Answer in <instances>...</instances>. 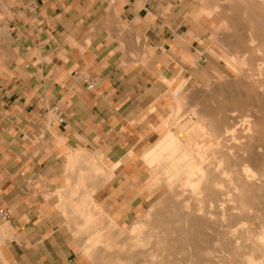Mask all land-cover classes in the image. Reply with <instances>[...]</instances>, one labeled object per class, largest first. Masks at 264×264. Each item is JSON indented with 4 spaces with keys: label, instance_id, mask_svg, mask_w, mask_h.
I'll use <instances>...</instances> for the list:
<instances>
[{
    "label": "crops",
    "instance_id": "1",
    "mask_svg": "<svg viewBox=\"0 0 264 264\" xmlns=\"http://www.w3.org/2000/svg\"><path fill=\"white\" fill-rule=\"evenodd\" d=\"M119 5L108 17L98 0H0V264H100L66 219L91 168L111 222L153 199L142 154L173 91L163 78L194 58L204 27L176 0Z\"/></svg>",
    "mask_w": 264,
    "mask_h": 264
},
{
    "label": "rangeland",
    "instance_id": "2",
    "mask_svg": "<svg viewBox=\"0 0 264 264\" xmlns=\"http://www.w3.org/2000/svg\"><path fill=\"white\" fill-rule=\"evenodd\" d=\"M98 1L104 4V6H106L107 11L108 9L111 8L108 13V17H112L114 11L116 9L118 10L120 6L119 0H98ZM176 1L180 2L181 5H183L182 9L184 11V14H187L189 10H193V9L196 12L197 11L199 12L198 15L200 16V22L204 27V30H202V32L205 34L204 36L205 41L204 44H202V47L198 48V53L194 56L193 59H191L189 62L182 60L181 63L182 66L178 67L179 70L176 73H174L169 79L163 78L165 84L168 85V92L170 90L173 91L171 93V96L167 92L168 104L164 106L162 110L161 116L163 117H162V121L160 122L161 129H156L157 131H156V135L153 137V142L142 154V160L146 163L149 171L148 172L149 176L145 188L150 192L151 195H153L152 201L148 205V208L140 211L137 218L133 219L131 223L123 224L119 222L117 223L111 222L109 218L110 215L106 213L103 207L101 206L102 207L101 208L99 204H97V201L94 199L93 195L97 189L91 190V188H93L94 186H96V184H98L97 179L94 178V176H96L100 171L97 168L94 169L91 168L89 172L83 174L81 178L82 185L80 184L79 186L75 187V190H73L72 192L73 195L71 197L73 198L77 196L76 190H78V188H81L82 190L81 196L79 197V199H74L73 201L69 202L68 211L66 213V219L70 224L73 225L72 237L81 242V245L83 246L81 247V250L85 251L93 260L100 262V264H158L161 261H163L162 264H166L168 261L169 262L167 264H172V263L185 264V262L186 264H203V262L206 264L208 261L210 262H208L207 264L209 263L218 264L217 260L219 259L216 258L217 260H214L216 256L218 258H221L220 260L224 261V262L221 261L219 264H228L227 260L233 257L235 258L238 257L236 259H240L241 254H245L246 252V250L243 247L240 249L238 248L237 245L246 244L251 248L252 245H254L256 242L255 241L256 238H254L256 236H253V234L264 233V226H263L264 225L263 223L264 222V188L260 184L261 178H263L264 176V86H260L262 87L260 88L259 86H256L254 84H248L243 80L242 68L244 67V64H242V61L244 63V59L242 57H244V55L242 53L240 55V52L237 53V55L236 52L234 53L235 51L234 46L237 43L236 39L238 37L237 33L239 32L233 29L231 25L230 22L231 10L227 7V2L225 0H176ZM251 1L252 2H250L249 0H241L242 4H247L249 6L255 7L256 11L258 13L260 12L261 17L259 18L264 23V3H263L264 0L262 1L251 0ZM261 27L264 28L263 25ZM0 32L2 34L4 33L3 30H0ZM233 42L234 43L236 42L235 45ZM194 47L197 48L196 45ZM191 49H193V47ZM200 54L206 55L208 61L205 63L201 62L199 60ZM231 63H233L237 68ZM237 64L239 65L237 66ZM234 69L235 70L240 69L239 74H237L238 72H235ZM179 80L182 81H180L175 86V82L177 83ZM181 86L183 88L180 91V98H183V96L186 97L188 100L187 101L188 104L187 105L185 104L186 106H184V108H182L179 111V114L177 115L179 116V118L169 127L166 124V121L169 115L173 112V110H175V107L177 105L176 103L178 99H180L179 97H176L175 94L178 91L179 87ZM202 90L206 91L205 93H207L205 97L198 96V94H200ZM190 104H192V106ZM197 106H199L200 108ZM191 108L197 109L196 110L197 114L196 112H193ZM255 112L256 113L258 112L257 113L258 117L257 116L255 117L253 115V113ZM197 116H208L211 120L220 121L223 126L224 125L234 126V131L232 134L233 136L231 135L229 137L228 140L229 142H227V147H225V150H228L227 152H230L231 150V153L228 155L229 160L226 161V165H227L226 167L229 170L231 169V171L233 172L232 178L234 179L232 184L234 185H232L231 187L233 188L236 186L238 188V189L233 188L232 190L231 194L233 195L234 200L230 201L232 202L231 204H233V206L231 204L230 206L233 208L240 207L239 208L240 211L238 212L237 210H235L236 209L235 208V209H231L229 212H231L230 214H232L231 223L234 225V223L237 224L240 223V221H245L246 223L244 222L243 225H245L246 228L250 226L249 227L250 229L248 228L249 234L252 233V235L251 238L248 239L247 238L248 234H246V231L245 232L241 231L239 235L242 234L244 235L245 233L247 237L242 235L241 238L238 239L239 242L241 241L240 244H238L237 242H235L236 240L233 239L235 237V234H231V232L225 231L222 224L220 225L219 223L210 222L208 229L206 228L202 229L204 234L207 235L208 233L209 235L221 234V236H223L224 233H227L228 240L232 239V241H234L233 244H231L230 242L232 241H230L229 245L228 243L226 245V248L230 247L229 249L227 248L230 254L225 252L224 255V252H217L218 254L219 253L222 254V256L221 255L218 256V254L215 255L216 253L215 254H212L210 252L207 253V251L209 250L203 248L201 242L198 241H197L198 248L196 249L193 248L192 246L191 247L188 245L184 246L183 249L187 253L186 254L184 250H182L181 252H177L178 250L177 248L174 247L167 248L165 247L164 244H154V243L151 244L149 242L148 244L147 242L138 241L136 239L137 238L136 234H134L135 235L134 237V235L129 231L130 227H132V225H134L135 222L145 224L143 228L144 230L142 229L143 231L145 230L147 231L149 226H150L149 229L151 228V225H153L152 221L156 222L155 221L156 218L150 217L153 220L148 219L146 218V214L149 212V210L155 207V204L159 201V199L161 198V196L165 191L163 188L157 187L158 189H156L153 193H151L150 185L151 184L153 185V183L155 182L156 178L153 177L156 176V174L153 173L154 168L150 167L148 157L154 151H158L162 147H164L165 144L164 141L166 140V138L169 137L167 134H169L170 132L172 133L177 132L182 129L183 130H186L187 128L189 129L190 127H188V125L190 123H195L194 121H196ZM246 119L247 120L250 119L251 123L248 124V122L245 121ZM188 121L190 122L189 124ZM183 126L185 128H183ZM199 135L200 134H198L197 131V138L199 137L197 139V149H202V150L205 149L206 152H209L208 150L209 149L211 150L213 146L216 145L214 143L215 139L211 137V140L208 141L211 144H207V141H204V137L200 135L202 137L201 138ZM200 138L201 140L203 139L202 142ZM202 145H204L205 148L204 147L201 148ZM258 147L261 150H259ZM222 165L225 166L223 163ZM242 168L245 169L246 171L249 170L248 172L252 173L254 179L256 177L255 179L256 181L254 180L249 182L244 190L241 187H239L241 183L245 181L244 180L245 177H243L242 175ZM238 174L242 175V176L240 175L241 178L239 177ZM152 175L154 176L152 177ZM216 178L217 177L211 178V181L213 182ZM91 181L93 182L91 183ZM199 183L197 186L201 188L203 184L202 183L199 184ZM89 184L90 186L87 187V185ZM218 185L217 187L220 188L221 185L227 186L231 184H229V182L225 181L224 179H220ZM209 186L213 187V183L212 186L211 184ZM200 188H197V194ZM237 190L239 191L236 192ZM210 192L211 191L208 190L206 191V193L211 194ZM240 194H242V196H240ZM261 197L262 199H260ZM242 200H245L248 203L247 205L244 204L245 207L242 205L243 204ZM208 201L209 199H205L206 207H210ZM245 208L247 209L245 210ZM248 209L249 211L246 212ZM233 210L235 211L236 215L234 214ZM250 211L251 213L254 212V214L249 215ZM257 211L260 214V215L258 214L259 216L255 214L258 213ZM218 212H219L218 215H220L221 211ZM240 212L241 213L244 212L243 213L244 215L243 214L240 215L241 214ZM256 219L257 221H255ZM261 221L263 224H261ZM147 222L148 225L146 224ZM207 230H209L210 232ZM248 241L249 243H247ZM211 244L210 246L212 247ZM237 248L239 250H237ZM260 248L261 246L258 247V249ZM153 249L158 250L157 252L160 253L159 256L157 257L155 256V261H154L155 263H151L150 260L152 258L147 255L148 252ZM164 250L166 251L167 254L165 253ZM195 250L197 251L196 253ZM200 251L203 252L200 253ZM203 253L205 255H203ZM174 254L176 256L178 255L179 257L177 256V258H175L176 256ZM259 254L260 253L257 252L256 256L257 255L260 256ZM168 255L171 257V259ZM181 256H182V260L180 259ZM193 256L196 258V260ZM203 256L207 257L205 258L206 260L204 259ZM209 256L212 259L211 258L209 259ZM174 259L176 262L174 261ZM259 261L262 260L259 259ZM256 263H258V260Z\"/></svg>",
    "mask_w": 264,
    "mask_h": 264
},
{
    "label": "bare ground",
    "instance_id": "3",
    "mask_svg": "<svg viewBox=\"0 0 264 264\" xmlns=\"http://www.w3.org/2000/svg\"><path fill=\"white\" fill-rule=\"evenodd\" d=\"M225 1L227 2V7L231 10V12H230L231 13V16H230L231 17V20H230L231 25H232L233 29H235L239 32V33H237L238 37L236 39L237 43L235 42L236 45L233 42L235 45L234 46L235 51L234 50L233 51H234V53L236 52V55L239 52H240V55H241V53L244 55V57H242L244 59V63L242 61V64H244V67L242 68L243 80H244V82H246L248 84H254V85L259 86V87L264 86V28L261 27L262 25L264 26V23L259 18V17H261V14H260V12L258 13L256 11L255 7L249 6L247 4H242L241 0H225ZM249 1L252 2L251 0H249ZM260 1H262V0H260ZM239 2H241V3H239ZM231 64H233V63H231ZM242 64H240V65H242ZM238 65L239 64H237V66ZM237 70L238 69H236L235 72H238L237 74H239L240 69L238 71ZM182 88H183L182 86L179 87L178 91L175 94L176 97L180 98V91L182 90ZM260 88H262V87H260ZM203 90H205V89H203ZM203 90H202V92H200V94H198V96H204L205 97V95L207 93H205L206 91H203ZM186 94H187V92H186ZM194 94H196V93H194ZM187 101H188L187 98L184 96H183V98L178 99V101L176 103L177 105L175 107V110H173V112L169 115V117L166 121V124L169 127L179 118V116H177V115L179 114V111L182 108H184V106H186L188 104ZM190 105L192 106V104H190ZM197 107H199V106H197ZM191 109H189V110H191ZM196 110L197 109H192L193 112H196ZM257 113L255 112V113H253V115L255 117L256 116L258 117ZM196 114H197V112H196ZM250 119H252V118H250ZM250 119H248V120L246 119L245 121L248 122V124H250L251 123ZM194 122L195 123H190L188 121V124L190 123L188 125V127H190L189 129L188 128L186 130L182 129V130H179V131L173 132V133L168 132L169 134H167V135L169 137L166 138V140L164 141L165 142L164 147H162L158 151H154L148 157L150 167L154 168L153 173L156 174V176L152 175V177L154 176L153 178H156V180L154 183L152 182L153 185L152 184L150 185V191H151V193H153L156 189H158L157 187L163 188L165 191L163 190L164 193L161 196V198L159 199V201L155 204V207L152 208L151 210H149V212L146 214V218H148V219H151L152 217L156 218V220H155L156 222L152 221L153 225H151V228L149 229V227H150L149 226L147 231L146 230L143 231L145 224L135 222L134 225H132V227H130L129 231L133 235L136 234V237H137L136 239L138 241L147 242V243L149 242L151 244L152 243L164 244L165 247H167V248L168 247L169 248L170 247L177 248L178 249L177 252H181L182 250H184L183 248L186 245H188L190 247L192 246L195 249L198 248L197 247V241H198V242H201L203 248H206L209 250V251H207V253H209V252L212 254L216 253L215 255H217L218 254L217 252H224V255H225V252L229 253L227 248L228 249L230 248V247L226 248V245H227V243L229 245V242L232 241V239L228 240V237H227L228 234L227 233H224L223 236H221V234H212V233H211L212 235H209V233H208V235L204 234L202 229L203 228L208 229L210 222L219 223L220 225L222 224L225 231L231 232V234H235V237L233 239L236 240L235 242H237L238 244H240V242H241V241L239 242L238 239H240L241 236L243 235V234L239 235L241 233V231L242 232L246 231V234H248V237L246 236L245 233L243 236H246L248 239L251 238V235H252V233L249 234V229H250L249 227L250 226L248 227L249 228L248 229L245 227V225H243L245 221H240V223H237V224L234 223V225H233L231 223V218H232L231 215L232 214H230L231 212H229L231 209L236 208V207L233 208L230 206V204L232 203L230 201L234 200V197L231 194L233 188H236V189H238V188L236 186L233 188L231 187L232 185H234V184H232L233 179H234V178H232L233 172L231 171V169L229 170L226 167L227 166L226 161L229 160L228 155L231 153V150L229 149L230 152H227L228 150H225V147H227V142H229L228 141L229 137L233 134L234 126L233 125H224L223 126L220 121L211 120L208 116H197V119ZM197 124H198V126H197ZM183 128H185V127L183 126ZM248 129H250V128H248ZM197 131H198V134H200L202 137H204V141H207V144H211L210 142H208L209 140H211V137L215 139V142L214 141H212V142H214L216 145L213 146V148L211 150L209 149L208 150L209 152H206L205 149L204 150L197 149V139L199 138V137L197 138ZM250 133H252V132H250ZM201 138H200V140H201ZM202 140H201V142H202ZM203 147H204V145H202L201 148H203ZM258 149H259V147H258ZM259 150H261V149H259ZM222 163L225 166H223ZM248 171H246L245 169L242 168V175H243V177H245V179L243 178L245 181L242 182L239 187H241L243 190L246 188V185L249 182L254 181L256 179V177L254 179L252 173H249ZM240 175H239V177H240ZM234 176H236V175H234ZM213 177H217V178L215 179L216 181L214 180L212 182L211 178H213ZM220 179H224L225 181L229 182V184H231V185H227V186L221 185L222 187L221 186H220V188L217 187ZM221 181H223V180H221ZM257 181H260V180H257ZM199 182L203 184V186L201 188L197 186ZM212 183H213V187H210L209 185L211 184V186H212ZM260 184L264 188V176H263V178H261ZM95 187L96 186L91 188V190H95L96 189ZM197 188H200L198 194H197ZM207 190L211 191L210 192L211 194L206 193ZM238 191L239 190H237L236 192H238ZM240 191H241V189H240ZM240 196H242V194H240ZM90 198H91V196H90ZM205 199H209L208 202L210 204L209 205L210 207L205 206ZM260 199H262V197ZM242 203H243L242 204L243 206H244V204H246V205L248 204L245 200H242ZM95 205H96V203H95ZM231 205L233 206V204H231ZM236 206H237V204H236ZM239 208H236L235 210H237L239 212L240 211ZM246 209L247 208H245V210ZM218 211H221L220 215H218V213H219ZM248 211H249V209L246 212H248ZM243 213H241L240 215H242ZM234 214H235V211H234ZM250 214L252 215V214H254V212L251 213V211H250L249 215ZM255 214L257 216L260 215L259 212L255 213ZM238 215H239V213H238ZM257 218H259V217H257ZM262 219H263V217H262ZM151 220H153V219H151ZM110 221H112V220H110ZM255 221H257V219ZM262 221H261V224L264 223V222L262 223ZM139 222H141V221H139ZM149 223H151V222H149ZM146 224L148 225V222ZM254 228H255V226H254ZM207 231H209V230H207ZM263 235H264V233L253 234V236H256V237H254V238H256V240L254 239L256 242L254 245H252L251 248H250V246H247L246 244L237 245L238 248L241 249L243 247L246 250L245 254H241L240 259H236L238 257H236V258L235 257H233V258L229 257L230 259L227 260V258H226L227 263L228 264H258V263L264 264V236ZM134 237H135V235H134ZM233 242L234 241H232L230 243L233 244ZM211 243H213V244H211ZM244 243H246V242H244ZM247 243H249V241ZM210 244L212 245V247L210 246ZM198 246H200V245H198ZM259 246H261L260 249H258ZM238 248H237V250H239ZM206 249H205V251H206ZM256 250H258V251H256ZM157 251L158 250L153 249V250L148 252L147 255L152 258L150 260L151 263H155L154 262L155 256L157 257L160 255V253ZM188 251H189V249H188ZM184 252H185V250H184ZM196 252L197 251L195 250V253ZM202 252L200 251V253H202ZM257 252L260 253L259 254L260 256H258V255L256 256ZM165 253H166V251H165ZM175 254H177V253H175ZM203 255H205V254L203 253ZM215 255H213V256H215ZM219 255L222 256V254H220V253L218 254V256ZM177 256L175 258H177ZM171 257H170V259H171ZM203 257H204V259L207 258L205 256H203ZM210 258L211 257L209 256V259ZM216 258L219 260L221 259V258H218L216 256L214 260H217ZM159 259H160V257H159ZM163 259H161V260H163ZM180 259L182 260V256ZM259 259L262 261H259ZM166 260H168V259H166ZM195 260H196V258H195ZM219 260H217L218 264L222 261V260H220V261ZM257 260H258V263H256ZM174 261H175V259H174ZM162 262L163 261L159 262L158 264H162ZM208 262H210V261H208ZM222 262H224V261H222ZM174 264H176V263H174ZM177 264H179V263H177ZM185 264H186V262H185ZM203 264H205V263L203 262Z\"/></svg>",
    "mask_w": 264,
    "mask_h": 264
},
{
    "label": "built area",
    "instance_id": "4",
    "mask_svg": "<svg viewBox=\"0 0 264 264\" xmlns=\"http://www.w3.org/2000/svg\"><path fill=\"white\" fill-rule=\"evenodd\" d=\"M199 60L203 63L207 62L208 61V58L206 55L204 54H201L199 56ZM86 82L88 84L89 87H93L95 84H96V80L94 78H88L86 79ZM54 112L58 115V119L60 121H63V117H62V113L60 112L59 108L57 106L54 107ZM0 215L4 218V219H9V212L5 211V210H1L0 211Z\"/></svg>",
    "mask_w": 264,
    "mask_h": 264
}]
</instances>
